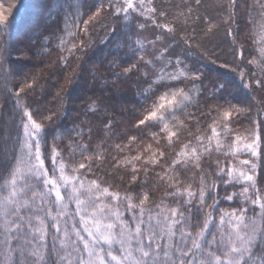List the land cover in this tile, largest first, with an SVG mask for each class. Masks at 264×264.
<instances>
[{
    "label": "snow or ice",
    "instance_id": "snow-or-ice-1",
    "mask_svg": "<svg viewBox=\"0 0 264 264\" xmlns=\"http://www.w3.org/2000/svg\"><path fill=\"white\" fill-rule=\"evenodd\" d=\"M24 7L0 11L16 129L0 132V264H264V0H49L18 56L54 45L71 68L97 29L114 33L113 83L138 85L125 128L97 100L56 127L75 69L56 110L26 102L39 74L14 70L4 40ZM194 56L239 83L207 82Z\"/></svg>",
    "mask_w": 264,
    "mask_h": 264
},
{
    "label": "rangeland",
    "instance_id": "rangeland-1",
    "mask_svg": "<svg viewBox=\"0 0 264 264\" xmlns=\"http://www.w3.org/2000/svg\"><path fill=\"white\" fill-rule=\"evenodd\" d=\"M0 2L4 4V7L0 9V11L5 13V15H8V13L4 11H11L16 3V0H5V2L0 0ZM48 3L49 0H32L33 6L29 10V16L20 27V32L14 36L15 48H14L13 60L14 61L21 60L22 62L33 61L36 64H40L43 66L42 68L44 73L58 72L59 74L58 79L60 82V86L63 85V78L73 69H75V74L77 72H82L84 74L85 81L83 84V94L81 99H84L89 95H91L92 98H96L95 97L96 94H108L109 96H107V99L111 103L114 100V95L111 94L112 89L115 86H119L123 90V92L128 95L127 100L132 108L134 98L136 96V88L138 87V85L130 80L113 83V70L110 67V63L114 59V54L112 50L115 49L116 47L115 43L112 40L114 33H112L105 41V49L101 55L92 56L87 51V54L84 55L81 61H76V60L72 61L71 68H65L60 63L59 60L60 53L57 50H55L54 45L51 55L47 60L36 61L29 59L27 56H23V57L18 56L21 50H26L28 47H31L29 38L33 35L34 32L37 31L38 28H42L46 23V18H47L46 8ZM119 27L120 25L117 24L118 29ZM52 30L53 29H49V31L46 32L45 34L46 35L49 34ZM37 44H39V41H37ZM126 51H127L126 48L121 50L120 55L122 59L126 58L124 57V53ZM77 64H79L78 68L76 67ZM201 67H203V70L205 71L206 75L209 77V80L207 81L209 83L217 79L219 80L228 79L230 82H235L233 84V88L235 84L239 83L238 79L223 77L215 72L208 70L204 66ZM115 71H119V69H116ZM22 79L23 76H17L13 80L12 85L19 83ZM104 81H107V84H104ZM55 94H53V96H51L48 99L42 100L41 104L40 102L36 101L37 104H34L33 107H35L36 105H40L42 108H44V106H46V105H42L44 104V102H47L48 104H50L51 102L53 103L57 102V100L54 98ZM257 95L264 96V93H257ZM238 97H239V93H238ZM26 102H27V98H26ZM0 103H3L1 97H0ZM47 108L52 109V106ZM131 108H129L127 111L124 112L116 111V113L113 114L112 117H114L116 121L117 128H125L128 126V121L131 119L128 113ZM7 123H8V119L6 115V109L4 106L3 109H0V132L4 131L5 127L7 126Z\"/></svg>",
    "mask_w": 264,
    "mask_h": 264
},
{
    "label": "trees",
    "instance_id": "trees-1",
    "mask_svg": "<svg viewBox=\"0 0 264 264\" xmlns=\"http://www.w3.org/2000/svg\"><path fill=\"white\" fill-rule=\"evenodd\" d=\"M2 1L5 2V0H2ZM207 2L209 4H211L212 0H207ZM23 3L25 4V7L23 9H21L20 15L16 16L15 23H14L13 27L11 28L10 32L4 36V40L7 41L8 50L11 53V57L9 59V62L11 63L12 67L14 65V67H13L14 70H18L20 68H23V71H24L23 75H26L29 77L32 76L34 73L39 74L38 83H39V85H42V89L38 87L35 94L27 96V103L29 105L33 106L34 104H37L36 101L40 102V104H41L42 100L48 99L51 96H53V94H55L57 89L59 88L58 86H60V82L58 79V77H59L58 72H52V73L45 72L44 73L42 67L41 68H35L34 67V65H36V63L33 61L22 62L21 60H16V61L13 60L14 48H15L14 47V44H15L14 36L20 32V27L22 26L23 22L28 18L29 10L33 6L32 0H23ZM19 6H20V0H16V3L13 6V9L11 10L13 15H16V8H19ZM208 11H209V13L214 14V9L209 8ZM4 12L9 13V11H4ZM3 14L5 15V13H3ZM10 20H11V17H10ZM109 22H111V21H109ZM116 27H117V25H116ZM111 34L112 33L106 32L105 28H103V27L97 29L93 34V45H92V47H90L88 49V52L92 56L101 55L105 49V41L107 40V38ZM216 39H217V42L222 41L223 35L221 34V36L217 37ZM205 46L206 47H212V44L206 42ZM223 47L225 48V51H226L227 45L224 44ZM192 51L197 52L198 50L194 47L192 49ZM220 58H221V60L231 61V56L227 55L225 53H221ZM190 60L193 63H198L200 66H204L208 70L215 72L219 75L221 73H223V75H221L223 77L238 79V78H236L234 73L228 72V70H226V69H220L218 64L212 65L211 63H207L205 61L198 60V57H196V56L190 57ZM24 65H27V67H23ZM73 79H74V83L71 84L70 86L65 87L64 91L62 92V95L66 94V101L67 102H66L65 106L63 108H61L60 110L62 112H66L67 115L61 117V119L56 123V127H60L61 125L70 126V125H72V123L74 121L79 120L83 116V109L89 100H97L100 105H102L104 108L107 109L108 113L111 116H113V114L116 113V111L124 112V111H127L129 108H131V106L127 100L128 95L126 93H124L123 90L119 86H115L112 89L111 94L114 95V100L111 103L107 99V96H109L108 94H96L95 95L96 98H92L91 95H89L86 98L81 99L82 94H83V84L85 81L84 74L82 72H77L76 74H74ZM12 82H11L10 86H12ZM2 84H3V80H2V78H0V97L2 98L3 104H4L5 109H6V115H7V119H8L7 127H8L9 133L11 135H14L16 129L14 126H12V121L10 120V113L12 111L14 101L12 99H8L7 96L3 94ZM21 95H24V94H21ZM42 105H46L44 107H51L52 106V109H54V110H56V108L58 107L57 102H55V103L51 102L50 104H48L47 102H44V104H42ZM89 119H91V117H89ZM0 146H2V145H0Z\"/></svg>",
    "mask_w": 264,
    "mask_h": 264
}]
</instances>
